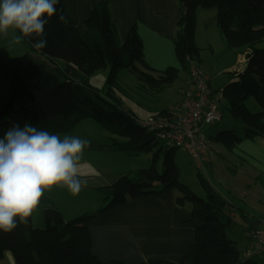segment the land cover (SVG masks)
<instances>
[{
	"label": "trees",
	"instance_id": "1",
	"mask_svg": "<svg viewBox=\"0 0 264 264\" xmlns=\"http://www.w3.org/2000/svg\"><path fill=\"white\" fill-rule=\"evenodd\" d=\"M177 1L181 16L173 43L182 70L188 71L190 65L198 66L199 49L194 43V33L199 7L216 8V22L227 48L248 51L244 71L230 74L228 82L213 90L214 95L219 94L218 102L223 98L229 114L243 125L244 137L232 135L215 140L232 150L243 140L263 136L264 0ZM56 7L67 22L58 21L57 15L49 18L44 29L47 40L44 49L38 50L27 37L22 38L44 60L28 53L5 61L0 58V77L8 80L9 87L8 100L0 108V138L16 124L23 128L27 122L61 135L90 119L112 135L110 143L114 152L152 154L151 164L148 169L135 173L137 178L123 175L113 185L102 188V205L92 213L66 221L60 212L49 208L43 212V228H34L29 215L26 222L11 231L0 230V258L7 252L15 264H107L91 253L87 223L129 201L179 190L181 196L175 197V203L180 208L188 206L189 220L198 225L194 228L192 243L177 264H256L253 259L264 254L249 255V246L264 217H257L254 226L245 222L247 226L242 232L248 242L240 255L234 240L229 238L237 228L235 207L201 174L197 177L204 196L191 194L179 181L174 161L176 148L165 143L160 145V141L138 124L137 117L120 108L116 98V76L123 69L131 71L136 79L156 92L170 86L180 71L171 67L163 72L150 70L144 62L142 41L135 27L121 43L108 0H100L89 12L84 39L72 24L62 0ZM105 69H109V76L101 92L87 80ZM249 98L255 100L260 112L252 113L247 109ZM163 114L166 113L155 115ZM159 160L162 161L161 172L156 169ZM204 162L199 166L202 170L207 166ZM237 213L246 220L245 210Z\"/></svg>",
	"mask_w": 264,
	"mask_h": 264
},
{
	"label": "crops",
	"instance_id": "2",
	"mask_svg": "<svg viewBox=\"0 0 264 264\" xmlns=\"http://www.w3.org/2000/svg\"><path fill=\"white\" fill-rule=\"evenodd\" d=\"M99 2L100 0H62L72 24L83 39L86 35L85 20ZM108 3L119 41L123 43L130 29L135 27L142 41L144 62L150 70L154 73L163 72L169 67L181 70L173 43L176 25L181 16L177 0H108ZM7 38L12 40L11 29L7 36L0 34V43L10 47L11 43ZM27 48L32 51L31 55L44 60L33 48ZM28 49L22 47L10 52L12 55L15 51L28 53ZM239 61L242 62L241 58ZM187 80L188 75L183 86L179 88V95L169 100V103L150 102L144 105L141 110L142 118L130 110L125 111L132 113L139 121L161 112L169 113L179 105L181 89ZM174 83L175 81L172 84ZM59 136L61 139L65 136H77L90 142L78 161L79 178L86 183L75 194L62 185L45 189L39 204L30 215L34 228L44 227L43 212L49 208L60 212L66 221L96 211L102 205V188L113 185L123 175L133 176L150 165L142 154L127 155L114 152L110 143L112 135L90 119L78 123L72 132ZM210 150L212 156L207 152L203 153V164H207L203 168L204 172L214 168V164L229 169L226 163L242 167V162H245L248 165L247 174L251 179H257L258 172L264 173V135L243 140L230 151L214 150L211 143ZM192 158L200 166L199 161ZM176 196L177 194L171 191L129 201L126 205L88 222L91 253L98 261L107 264L179 263L193 241L194 228L198 223L189 220L188 206L180 208L175 203ZM240 197L243 198V205L247 207L244 193H240ZM225 199L231 203L228 198ZM256 218L246 211V220H243L236 209L234 222L237 228L230 234L235 245L243 238L244 248L247 246V236L242 230L247 224H257ZM0 264L15 262L12 255L6 252L0 258Z\"/></svg>",
	"mask_w": 264,
	"mask_h": 264
},
{
	"label": "rangeland",
	"instance_id": "3",
	"mask_svg": "<svg viewBox=\"0 0 264 264\" xmlns=\"http://www.w3.org/2000/svg\"><path fill=\"white\" fill-rule=\"evenodd\" d=\"M216 16V8L199 7L196 11L194 33V43L199 49V61L196 64L208 74L211 79L212 88H218L231 79L228 70H239L240 56L245 53V51L242 52L240 49L231 50L227 48L221 30L217 25ZM11 33L12 38L13 35H20L19 30L15 32L11 30ZM7 40L10 41L9 38H7ZM22 47L28 49L23 40L18 44L11 43L10 47L5 46L4 43H0V57L5 61L12 57L22 56L26 54V51L16 53L17 49H22ZM12 50H16L13 55L10 52ZM27 51L29 54L32 52L29 49ZM246 53H248V51H246ZM151 74L155 75L154 73ZM179 74L180 76L178 75L174 84L164 88L161 92H156L150 89L145 82L136 79L131 71L126 69L119 71L116 76L115 91L116 98L120 103V108L123 110H130L142 118L141 110H143L144 105H148L150 102H160L162 104L169 103V100L175 99V96L179 95V88L183 86L188 71L181 69ZM108 76L109 69L100 70L90 76L87 82L90 86L102 92V90L106 88ZM0 83V96L2 97V99H0V108H2L8 100L9 87L8 80L6 79L0 77ZM218 104L222 119L218 124L205 130V134L206 136L212 137L211 143L213 144L214 150L224 149L225 151H230L222 142L215 139L231 137L232 135L243 138L244 127L229 114L227 102L223 98ZM246 107L252 113L260 112V108L253 98H249L246 101ZM161 144L163 145V143L160 142V145ZM141 156L146 157L151 164L152 154H142ZM174 161L179 171V181L188 188L191 194L201 198L204 196L197 177L198 174H201L209 181L214 189L221 193L224 198H228L231 201L238 212L242 209L255 217H264V173L258 172L257 179H251V176L247 174L248 165L245 162H242V167L238 166V164L231 166L230 163H226V165L230 167L229 169L225 167L220 168L217 164H214V168L210 170L206 169L204 172L192 156L179 149H175L174 151ZM149 167L150 165L141 170L148 169ZM156 169L159 172L162 171L161 160L157 162ZM132 177L137 178V175H133ZM173 192L174 194L176 193L177 196H181L179 190H173ZM239 192L244 193L246 196L245 199L248 203L247 207L243 205V198L240 197ZM229 238L233 239L231 235H229ZM236 244V249L239 251L240 255H243V238L237 241ZM253 260L256 264H264V256L256 257Z\"/></svg>",
	"mask_w": 264,
	"mask_h": 264
},
{
	"label": "clouds",
	"instance_id": "4",
	"mask_svg": "<svg viewBox=\"0 0 264 264\" xmlns=\"http://www.w3.org/2000/svg\"><path fill=\"white\" fill-rule=\"evenodd\" d=\"M59 0H0V34L19 30L10 43L27 37L36 49L47 46L44 29L49 18L58 14ZM90 142L77 136L50 133L25 123L10 127L0 138V230L11 231L40 202L45 189L55 185L78 193L86 182L79 178L80 154Z\"/></svg>",
	"mask_w": 264,
	"mask_h": 264
},
{
	"label": "built area",
	"instance_id": "5",
	"mask_svg": "<svg viewBox=\"0 0 264 264\" xmlns=\"http://www.w3.org/2000/svg\"><path fill=\"white\" fill-rule=\"evenodd\" d=\"M218 99L219 94H213L208 75L199 66L190 65L179 105L169 113L153 115L138 121V124L157 141L179 149L202 163L205 161L204 152L212 156L210 137L206 136L205 130L222 119ZM252 238L249 255L264 254V222Z\"/></svg>",
	"mask_w": 264,
	"mask_h": 264
},
{
	"label": "bare ground",
	"instance_id": "6",
	"mask_svg": "<svg viewBox=\"0 0 264 264\" xmlns=\"http://www.w3.org/2000/svg\"><path fill=\"white\" fill-rule=\"evenodd\" d=\"M241 60H242V62L240 63V66H239V70H237V71H232V72H229L228 74H232V73H242L243 71H244V69H245V67H246V64H247V54L246 53H244L243 55L241 54ZM240 62V61H239ZM200 67V66H199ZM201 68V67H200ZM202 69V68H201ZM208 75V74H207ZM209 77V76H208ZM209 79H210V77H209ZM223 86V85H222ZM210 87H211V79H210ZM221 87V86H220ZM211 89L212 90H214V89H217V88H212L211 87Z\"/></svg>",
	"mask_w": 264,
	"mask_h": 264
}]
</instances>
